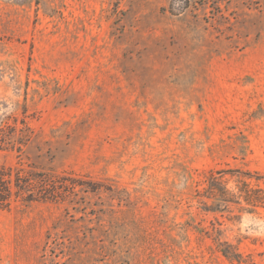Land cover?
<instances>
[{"label":"rangeland","instance_id":"obj_1","mask_svg":"<svg viewBox=\"0 0 264 264\" xmlns=\"http://www.w3.org/2000/svg\"><path fill=\"white\" fill-rule=\"evenodd\" d=\"M212 174L264 188V0H0V264H264Z\"/></svg>","mask_w":264,"mask_h":264},{"label":"trees","instance_id":"obj_2","mask_svg":"<svg viewBox=\"0 0 264 264\" xmlns=\"http://www.w3.org/2000/svg\"><path fill=\"white\" fill-rule=\"evenodd\" d=\"M219 174V173H218ZM249 179L253 178L251 173H247ZM258 181L261 177H255ZM211 196L222 205H228L229 203L244 204L251 210H257L264 208V188L259 185H251V182L243 181L237 186L235 191L227 189V187L221 182L220 178L214 174L209 178L208 183ZM226 257L232 258L229 251H222Z\"/></svg>","mask_w":264,"mask_h":264}]
</instances>
